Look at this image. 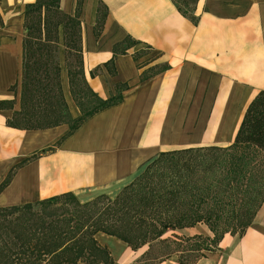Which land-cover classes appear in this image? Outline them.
Returning a JSON list of instances; mask_svg holds the SVG:
<instances>
[{"label":"crops","instance_id":"obj_1","mask_svg":"<svg viewBox=\"0 0 264 264\" xmlns=\"http://www.w3.org/2000/svg\"><path fill=\"white\" fill-rule=\"evenodd\" d=\"M100 1L108 16L96 37ZM35 2L0 0V101L15 99L14 110L20 109L19 89L15 96L11 87L21 80L24 13ZM76 5L77 0H61L60 9L74 15ZM194 14L197 23L172 0H83L85 78L103 100L116 96L117 85L127 90L121 103L68 137L67 125L37 131L8 127L14 111L0 110V186L13 170L0 192V208L69 192L83 202L113 198L161 153L231 145L249 104L264 91V0H199ZM128 37L140 44L114 55ZM148 47L152 50L140 52ZM64 58L61 41L60 63ZM62 87L78 118L65 70ZM97 239L115 264H134L141 255L114 237ZM161 264L181 263L173 257ZM195 264H264V204L243 236L225 235L215 252Z\"/></svg>","mask_w":264,"mask_h":264},{"label":"trees","instance_id":"obj_2","mask_svg":"<svg viewBox=\"0 0 264 264\" xmlns=\"http://www.w3.org/2000/svg\"><path fill=\"white\" fill-rule=\"evenodd\" d=\"M172 1L184 17L197 23L194 13L199 0H186V9ZM60 3L61 0H36L26 7L21 80L11 87L15 96L19 89L20 109L14 110L15 99L0 101V110L14 111L8 127L37 131L67 125L68 137L97 113L122 102L121 94L127 85H117L116 96L103 100L85 78L80 21L83 0H77L74 15L64 13ZM107 16L108 8L100 1L96 37ZM61 41L70 94L80 112L75 119L62 87ZM139 44L128 37L114 47V55L125 54ZM151 50L148 47L143 53ZM36 158L37 155L32 159ZM12 177L13 170L0 192ZM263 204L264 91H260L249 104L229 146L161 153L113 198L99 195L83 202L69 192L0 208V264H115L108 248L99 243L100 234L120 240L135 252L148 246L134 264L145 262L156 243L168 249L158 264L173 257L181 264H195L208 254L205 252H215L224 235L243 236ZM198 224L206 225L214 233V240L200 235L162 239L170 231ZM209 240L211 250L206 244ZM184 244L190 248L185 252L196 256L193 262L186 263L178 256ZM171 245L176 248L170 249Z\"/></svg>","mask_w":264,"mask_h":264},{"label":"rangeland","instance_id":"obj_3","mask_svg":"<svg viewBox=\"0 0 264 264\" xmlns=\"http://www.w3.org/2000/svg\"><path fill=\"white\" fill-rule=\"evenodd\" d=\"M175 1L179 2V4L182 6L183 9H186L188 7L187 3H186V0H175ZM191 8H192V6H191ZM145 50H146V48L141 49L140 52H143ZM61 66H62V69L65 70L64 69V66H65L64 62L61 63ZM196 235L203 236L206 239L211 238L212 240H214V238H215L214 233L211 230H209V228L206 225L198 224L197 226H195L193 228H187V229H183V230L170 231V232L166 233L165 236L162 239L171 238L173 236H178V237H182V238H188V237H193V236H196ZM226 235H231V234H226ZM224 237H225V235L223 236V238ZM206 244H207V247H209V249L211 250L212 241L209 240ZM155 245H156V247L151 251L150 256L146 259L145 262H142L141 264H158L160 262L159 258L162 256V254L168 252V249H166L165 245H162V246L159 245L158 246V243H156ZM174 248H176V246L175 245H171L170 249H174ZM148 249H149L148 246H145L144 248L140 249L139 250V254H141L140 257L145 252H147ZM178 250L183 252V253H179L180 255H178V256L179 257L182 256V259L186 263H190V262H193L195 260V257H196L195 255H189V252H185L186 250L190 251V248H188L187 244H184L183 247L178 249ZM205 253L207 254V253H210V252L207 251Z\"/></svg>","mask_w":264,"mask_h":264}]
</instances>
